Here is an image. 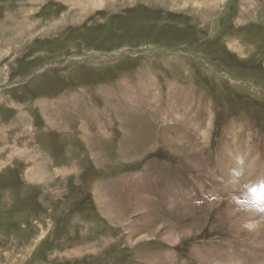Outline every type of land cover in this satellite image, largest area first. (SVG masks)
Listing matches in <instances>:
<instances>
[{
    "label": "rangeland",
    "instance_id": "obj_1",
    "mask_svg": "<svg viewBox=\"0 0 264 264\" xmlns=\"http://www.w3.org/2000/svg\"><path fill=\"white\" fill-rule=\"evenodd\" d=\"M240 142L264 166V0H0V264L245 255Z\"/></svg>",
    "mask_w": 264,
    "mask_h": 264
},
{
    "label": "bare ground",
    "instance_id": "obj_2",
    "mask_svg": "<svg viewBox=\"0 0 264 264\" xmlns=\"http://www.w3.org/2000/svg\"><path fill=\"white\" fill-rule=\"evenodd\" d=\"M94 5L97 6L96 4ZM179 143L181 147L184 144L180 141ZM252 150L242 142L234 144V146L225 148L218 162L219 170L222 174V184L220 187L225 192L224 194L229 196L230 201V206L227 208V219L234 233L235 240L233 242L248 250L243 252L245 255L239 252L237 256H233L234 252H231L230 255H226V252H224L223 254L225 255L222 254V259H206V261H202V264H264V211H258V209H264V188L254 189L250 187L254 183L255 185L264 183V166L261 165L260 158ZM32 172L33 174L28 176V180H34L38 177L35 174L37 171ZM39 179L43 178L39 177ZM183 202L185 209L189 210L193 207L187 201L183 200ZM193 209L196 208L194 207ZM181 210L182 212L184 211L183 208ZM249 223H254L256 227L249 230L245 227ZM181 233L184 236L190 235V231H183ZM169 238L173 243H178V237L172 235ZM217 252V250L212 251V256H215Z\"/></svg>",
    "mask_w": 264,
    "mask_h": 264
},
{
    "label": "crops",
    "instance_id": "obj_3",
    "mask_svg": "<svg viewBox=\"0 0 264 264\" xmlns=\"http://www.w3.org/2000/svg\"><path fill=\"white\" fill-rule=\"evenodd\" d=\"M24 154H25V153H24ZM26 155H27V157L29 156L28 153H27ZM28 158H30V157H28ZM35 165L37 166L36 169L38 170V171H37V170H35V171H37L39 174H40V173H43V172H40V169H38V168L40 167V165H38V164H35ZM47 174H48V173H44L45 176H47ZM37 175H38V174H37ZM41 178H43L42 180L46 179V177L44 178L43 175H41ZM34 180H35V179H34ZM34 180H32V181H34ZM32 181H31V182H32Z\"/></svg>",
    "mask_w": 264,
    "mask_h": 264
},
{
    "label": "clouds",
    "instance_id": "obj_4",
    "mask_svg": "<svg viewBox=\"0 0 264 264\" xmlns=\"http://www.w3.org/2000/svg\"><path fill=\"white\" fill-rule=\"evenodd\" d=\"M258 211H264V209H258ZM245 227L251 230V229H254L256 225L254 223H249V224H246Z\"/></svg>",
    "mask_w": 264,
    "mask_h": 264
}]
</instances>
